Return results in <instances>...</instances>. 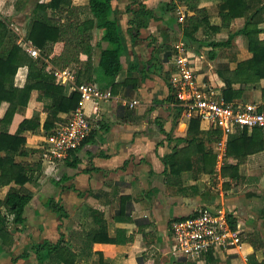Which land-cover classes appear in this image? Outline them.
<instances>
[{
  "label": "crops",
  "instance_id": "crops-1",
  "mask_svg": "<svg viewBox=\"0 0 264 264\" xmlns=\"http://www.w3.org/2000/svg\"><path fill=\"white\" fill-rule=\"evenodd\" d=\"M51 1L31 0L18 9L16 0H0V12L10 22L27 26L26 33L34 6ZM246 1L249 10L234 18L229 28L215 32L203 26L195 33L196 41L186 39L185 29L191 18L202 20L205 14L199 15L180 0L109 1L110 19L117 21L125 41L122 69L115 84L104 89L109 93L107 100L86 104L94 127L88 141L74 155L54 164L45 159L43 146L50 130L44 125L52 99H37V92L33 105L20 107L10 125L14 134L25 119L40 122L35 130L23 133L37 151L17 158L34 164L31 180L22 187L32 195L24 213L27 222L25 226L9 224L15 244L0 252V264H65L57 253H45L46 259L40 261L35 248L47 242L69 248L76 255L74 264H264V160L242 165L244 171L252 170H246L236 191L225 190L229 178L223 177L222 168L233 134L222 133L216 141L210 134L215 128L189 114L172 86V79L181 77L175 60L185 56L197 82L225 101L227 86L219 73L229 77L254 57L247 36L240 32L249 20L258 22L259 40L264 41V0ZM90 2L72 0L66 9L77 7L82 20L94 19L91 43L97 79L102 51L112 45L91 14ZM223 6V0H200L199 4L212 20ZM48 12L65 23L57 10ZM87 57L81 53L79 63L69 68L84 70ZM28 74V67L19 70L18 87L26 85ZM92 83L102 86L99 81ZM63 86L65 95L75 92L72 84ZM233 88L243 90L233 101L263 108L264 79L236 82ZM135 101L138 104L132 106ZM7 106L2 105L1 115ZM68 116L59 113L54 127ZM195 119L198 124L192 123ZM213 155L217 162L211 173ZM12 187L21 186L2 187L0 200L6 199ZM201 208L225 210L232 216L241 246L213 254L210 261L175 256L171 251L173 221L195 216Z\"/></svg>",
  "mask_w": 264,
  "mask_h": 264
},
{
  "label": "trees",
  "instance_id": "trees-1",
  "mask_svg": "<svg viewBox=\"0 0 264 264\" xmlns=\"http://www.w3.org/2000/svg\"><path fill=\"white\" fill-rule=\"evenodd\" d=\"M29 1L31 0H16V6L21 9ZM109 1L91 0L90 2L91 14L97 18L98 26L105 30V37L112 45L111 48L102 51L99 64L100 73H98L97 79L94 77L97 73L92 57L94 47L91 43L95 22L94 19L82 20L79 15L81 9L77 7L66 9L67 5H72V0L38 2L34 6V13L29 21L25 39L40 50L41 56L38 58L32 57L20 45V35L9 24L10 20L4 15L0 17V189L12 183L21 186L20 189L12 187L6 199L0 200V252L10 249L15 244L14 234L9 229V224L25 226L27 222L24 213L26 206L32 200V195L22 187L31 180L29 172L33 169L34 164L17 161V158L31 156L37 151L27 143V138L23 133L35 130L40 126V122L37 118L25 119L14 134L9 131L10 125L20 107L33 105L34 92L38 93L37 99L42 97L52 99L50 114L44 125L47 131L55 128L59 113L70 114L79 107L80 93L75 90L71 95H65V88L57 82L55 71L58 69L67 70L71 65L79 63L81 53L88 57L85 69L77 70V84L99 81L103 90L106 89L107 84H115L114 80L122 69L121 55L125 48V41L117 21L110 19ZM180 1L199 15L205 14L202 20L198 17L191 18L190 26L185 29L186 39L192 41H196L195 33L201 27L208 25L215 32L221 31L223 28H229L234 18L244 16L249 10L246 0H223L222 12L219 17L214 18L216 22L214 23V19L212 20L207 16L206 11L199 7L200 0ZM51 9L57 10L60 18L66 19L65 23L56 20L55 15L48 12ZM137 27H141V25L139 24ZM240 32L247 36L254 57L249 61L242 62L238 70L231 73L229 77L228 74L219 73L227 86L224 90L226 103L242 96L243 90H235L234 83L249 84L264 79V41L259 40L262 29L258 26V22L249 20ZM23 67L29 68V74L26 85L20 88L16 85L15 80L19 70ZM4 103H7L8 106L4 114L1 115V107ZM260 110H264V106ZM192 123L198 124V120L195 119ZM210 134L215 135L217 141L222 135V131L215 129ZM88 139L89 137L77 149L70 151V154L74 155ZM213 159L211 173L215 172L217 156L213 155ZM225 160L222 175L229 178V181L224 184V189L236 191L246 170H252L245 169L244 171L241 166L250 163L256 165L254 162L264 160V128L237 129L228 140ZM261 168H264V164L261 165ZM3 208L5 212H3ZM228 218L231 226L236 229V220L232 216H228ZM177 220H182V218ZM107 241L111 242L112 240L108 239ZM35 252L41 262L46 259L45 253L48 256L57 253L59 259L65 264H74L76 258L69 248L52 245L48 242L37 245ZM213 257L212 253L208 254L207 261L212 260ZM101 264H105V262L103 261Z\"/></svg>",
  "mask_w": 264,
  "mask_h": 264
},
{
  "label": "built area",
  "instance_id": "built-area-1",
  "mask_svg": "<svg viewBox=\"0 0 264 264\" xmlns=\"http://www.w3.org/2000/svg\"><path fill=\"white\" fill-rule=\"evenodd\" d=\"M135 1L145 3L147 0ZM0 17H3L1 12ZM12 28L20 35L19 43L23 49L34 58L40 57V50L25 39V33L17 31L13 25ZM175 63L181 77L172 79V86L177 100L189 114H195L201 121L220 129L225 136L234 134L237 129L264 128V110H260L257 104L238 101L226 103L206 84L197 82L195 72L185 56L177 57ZM55 75L59 84L70 83L74 86L81 95V102L66 121L58 123L46 136L43 146L44 158L52 164L67 158L70 151L77 149L93 131V123L86 111V104L95 102L98 105L99 101L109 98V93L96 83L77 84L75 82L77 71L73 68L58 69ZM136 104L138 101L131 105ZM171 232L173 241L171 251L181 258L202 261L208 254H220L239 248L242 244L240 231L231 226L225 210L201 208L195 216L173 221Z\"/></svg>",
  "mask_w": 264,
  "mask_h": 264
},
{
  "label": "rangeland",
  "instance_id": "rangeland-1",
  "mask_svg": "<svg viewBox=\"0 0 264 264\" xmlns=\"http://www.w3.org/2000/svg\"><path fill=\"white\" fill-rule=\"evenodd\" d=\"M9 6V5H8ZM10 25L12 24L13 25V27L15 28H17V31H19V32H23V30L25 29V27H27V26H25L24 27V25L23 24H20V23H15V22H13V21H11V23H9ZM11 25V26H12ZM24 27V28H23ZM24 33V32H23Z\"/></svg>",
  "mask_w": 264,
  "mask_h": 264
}]
</instances>
